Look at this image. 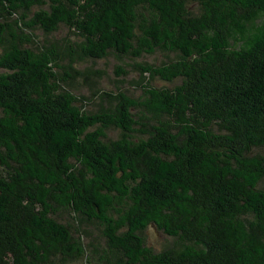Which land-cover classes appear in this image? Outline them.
<instances>
[{
  "label": "trees",
  "instance_id": "16d2710c",
  "mask_svg": "<svg viewBox=\"0 0 264 264\" xmlns=\"http://www.w3.org/2000/svg\"><path fill=\"white\" fill-rule=\"evenodd\" d=\"M62 26L73 60L175 58L89 112L58 45L34 46ZM0 50V264H264V0H0Z\"/></svg>",
  "mask_w": 264,
  "mask_h": 264
},
{
  "label": "rangeland",
  "instance_id": "374dc122",
  "mask_svg": "<svg viewBox=\"0 0 264 264\" xmlns=\"http://www.w3.org/2000/svg\"><path fill=\"white\" fill-rule=\"evenodd\" d=\"M35 47H42L49 44H57L61 49L60 63L63 67L69 66L74 68L73 71H65L67 76L62 73L61 78L64 80L61 87L78 97L79 105L89 112L100 110L101 108H113V96L119 92H125L135 98L141 95V87L148 82L149 75L142 72L140 67L146 68L145 64L160 66L168 63L175 58L173 53L157 51L152 55H144L140 58H131L128 56H117L109 54L106 58L97 61H78L73 60L71 49L78 43L79 39L75 34L65 27H60L58 31L46 34L41 30L31 31ZM1 52V50H0ZM0 72H3L0 69ZM167 83L155 77L150 85L155 87L171 88L175 84ZM120 136L118 129H109L107 137L110 140H116ZM264 156V149L255 151ZM264 188V181L261 183ZM60 222L69 224L76 236H82L85 245L89 250H100L104 247L105 242L102 237L100 227L94 223H88L83 219L75 216L70 211H64L56 217ZM146 241L149 247L155 251H160L172 242L158 232L153 226L145 231ZM75 264H84L80 261Z\"/></svg>",
  "mask_w": 264,
  "mask_h": 264
}]
</instances>
